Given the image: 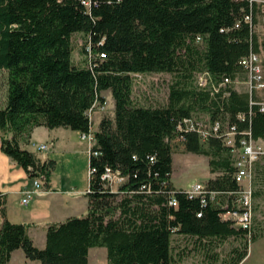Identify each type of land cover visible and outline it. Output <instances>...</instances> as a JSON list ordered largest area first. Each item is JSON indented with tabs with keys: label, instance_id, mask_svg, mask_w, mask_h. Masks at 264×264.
Returning a JSON list of instances; mask_svg holds the SVG:
<instances>
[{
	"label": "trees",
	"instance_id": "16d2710c",
	"mask_svg": "<svg viewBox=\"0 0 264 264\" xmlns=\"http://www.w3.org/2000/svg\"><path fill=\"white\" fill-rule=\"evenodd\" d=\"M249 9L247 0H90L89 6L81 0H0V70L8 73L0 149L29 177L47 184L54 161L22 148L19 136L37 126L89 132L88 110L105 102L102 92L110 90L114 101L113 116H103L92 131L91 151L98 155H89L86 215L50 224L43 248L34 245L28 224L2 222L4 262L21 248L27 259L41 264H88L89 248L105 247L107 264H173L184 253L172 252L174 236L193 240L209 260L216 259L209 253L216 242L238 238L240 245L220 263L239 264L247 256V241L263 233L248 237L220 218V204L203 205L199 196L189 197L173 186L170 175L171 142L180 139L186 151L209 158L215 175L207 189L238 187L233 156L220 138L202 143L193 131L180 137L178 122L195 111H206L211 121L249 128L255 139L264 140V111L252 106L248 114V92L232 83L228 96L212 97L192 84L203 69L216 82L222 76L235 80L243 72L238 60L251 48L259 51L254 29L243 20ZM255 18L253 12V23ZM75 33L85 39V65L72 59ZM198 35L203 47L194 41ZM162 72L173 77L167 103L136 104L133 74ZM238 113L245 114L243 120ZM106 166L126 177L116 191L100 178ZM171 195L177 208L168 204Z\"/></svg>",
	"mask_w": 264,
	"mask_h": 264
},
{
	"label": "built area",
	"instance_id": "2783aa9c",
	"mask_svg": "<svg viewBox=\"0 0 264 264\" xmlns=\"http://www.w3.org/2000/svg\"><path fill=\"white\" fill-rule=\"evenodd\" d=\"M81 2L85 6H89L90 4V0H81ZM247 2L248 8L250 9L249 12L243 15V20L247 22L251 30H253L255 27L252 19L253 12L256 14L262 26V39L264 42V0H247ZM252 8H255V10ZM238 26L239 21L235 23L234 27ZM194 41L196 44L203 47L202 36H196ZM261 52L260 50L254 51L251 48L245 56H242L238 60V65L245 73L244 91L248 92L250 96L248 114L252 113V106H257L258 110L261 112L264 111V63L261 58ZM100 56L103 58L105 54L100 53ZM142 74L143 73H135L133 76L137 79L140 78ZM194 75L196 87L209 91L212 97L217 93H221L220 97L222 98L228 96L229 91L227 88L235 81L229 76H222V78L216 82L206 69L196 71ZM105 104L106 102L102 104L94 103L91 106L88 110L90 121H92V116L95 112L103 113L105 111ZM244 117V113L237 114V118L240 120H243ZM176 128L181 133V138H183L184 133L193 131L198 135L200 142H206L210 136H213L220 138L222 144L229 149L233 156V178L238 185L237 189L217 192L207 189L206 186L201 183H196L190 189L186 190V192L189 197L199 196L203 205H206L208 202L218 203V195L228 198L226 204H220L223 209L219 213L220 218L231 221L234 227L245 230L248 237H250L253 229L254 215L250 182L254 163L261 157H264V141L255 139L249 128L239 129L236 124H223L219 119L211 121L208 118L205 122H202V120H198L193 115L182 118L178 122ZM81 138L86 140L89 144L88 154L97 156V151H91V146L93 144L92 131L81 133ZM32 146L38 151L47 149L46 144L35 145L32 143ZM90 172V168L88 167V174H90ZM100 178L110 191H116L117 189L114 187L118 188V186L126 180L125 176L119 175L108 166L104 168ZM41 187L42 182L38 178H34L32 188L23 191L20 203L26 205L35 192L39 191ZM168 204L177 208L178 201L174 195H171ZM199 215L200 214H198V216Z\"/></svg>",
	"mask_w": 264,
	"mask_h": 264
},
{
	"label": "crops",
	"instance_id": "0c3cea01",
	"mask_svg": "<svg viewBox=\"0 0 264 264\" xmlns=\"http://www.w3.org/2000/svg\"><path fill=\"white\" fill-rule=\"evenodd\" d=\"M110 95V104L112 110L114 108V101L112 99L110 90H104L102 95L106 102V95ZM96 113V112H95ZM103 117L100 112L96 114L95 120L98 122ZM92 123V122H91ZM43 128L36 136V129ZM98 129V128H97ZM97 129H90L95 131ZM264 141V140H263ZM32 143L35 145L46 144L47 148L52 143L53 150L50 155L43 157L38 154ZM64 143L65 150L68 146L71 151L84 156L85 162L89 164V144L86 140L81 138L79 131L71 130L64 127H56L53 129L44 126L33 127L28 133H23L19 136V144L22 148H26L36 154L41 160H53L54 166L50 169L49 181L43 184L39 191H36L31 200L23 205L20 203L23 191L31 189L33 186V179L29 177L26 170L20 166L16 161L6 155L0 149V227L2 222L11 221L16 223L28 224V235L31 237L33 243L38 248H43L46 244V231L50 224H56L65 221L70 217H83L88 209V197L86 191L89 185L88 181L83 183V174L71 172L68 168L60 173L56 171V150L59 145ZM195 154V153H194ZM198 155V154H196ZM204 156V155H202ZM173 157L172 153V172L170 181L177 189H184L174 184L172 180L173 173ZM206 157V156H205ZM207 159V157H206ZM262 157L253 165L251 189L253 203L263 202V187H264V169L260 167ZM208 161V160H207ZM215 174L209 172L207 179L204 182H199L203 185L207 180ZM228 198H218V204H226ZM96 247H90L88 250V264L90 255L99 251H94ZM105 248V247H103ZM106 249V248H105ZM2 246L0 245V264H13L15 256L21 258L25 264H41L38 260H29L25 257L21 248L14 250L9 261L4 262L2 259ZM94 251V252H93ZM174 264V263H173ZM175 264H214L212 261H199L196 263L177 262ZM224 264H228L227 262Z\"/></svg>",
	"mask_w": 264,
	"mask_h": 264
},
{
	"label": "rangeland",
	"instance_id": "374dc122",
	"mask_svg": "<svg viewBox=\"0 0 264 264\" xmlns=\"http://www.w3.org/2000/svg\"><path fill=\"white\" fill-rule=\"evenodd\" d=\"M255 27L254 33L258 37V42L260 44L261 58L264 63V42L262 36V26L257 19L255 18ZM84 36L81 33H75L72 36L73 43V52L72 59L75 64L85 65V55L82 53V47L84 44ZM7 76L8 73L6 70H0V107L4 106L7 96ZM195 75L192 79V84L194 85ZM245 73L240 72L233 82V86L240 91L245 90ZM173 81V77L170 73H145L142 74L140 78L133 81V93L132 99L138 105H165L168 100L169 85ZM106 96L105 111L103 114L106 118H111L113 116V110L110 104V95ZM97 111V110H96ZM96 112L92 116L91 129L98 128V122L95 120ZM193 116L198 120L205 122L209 118L208 114L204 110H198L193 112ZM43 128L36 129V136L43 132ZM172 151L174 153L173 157V173L172 180L174 184L178 187H183L186 190L190 189L194 184L199 182H204L210 172V166L208 164V157L196 155L194 153L186 151L184 143L180 139H174L171 142ZM53 147L52 143L46 150L38 151V154L46 157L50 155ZM56 171L60 173L66 168L75 173H78L80 176L83 174V183L88 181V163L85 162L84 156L81 157L80 154L70 150H65L64 143L59 145V149L56 150ZM260 167L264 169V157L260 160ZM215 174V173H213ZM264 176V172H263ZM264 185V184H263ZM117 189V187H114ZM264 198V187L263 194ZM225 197V196H221ZM253 230L252 232L263 233V235L255 242H248L247 256L239 264H264V199L263 202L253 203ZM248 239V238H247ZM249 240V239H248ZM172 252L184 251L180 255V260L177 262L185 263H196L199 261H212L214 264H221L220 262L223 259H226L228 256L229 250L236 246L240 245V239L234 237H228L221 242H216L213 246V249L209 253H216V259H206L203 256L202 252L196 251L193 247V240L184 238L181 236H174L172 239ZM194 248V249H193ZM94 251H99L101 253L95 252L90 255L89 264H107L106 249L103 247H96ZM93 251V252H94ZM174 263V264H175ZM13 264H25L23 260L15 256Z\"/></svg>",
	"mask_w": 264,
	"mask_h": 264
}]
</instances>
